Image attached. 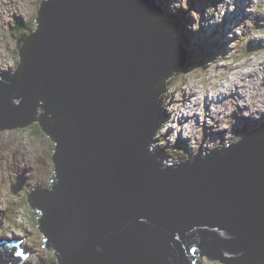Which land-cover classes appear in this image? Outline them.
I'll use <instances>...</instances> for the list:
<instances>
[{"label":"water","instance_id":"1","mask_svg":"<svg viewBox=\"0 0 264 264\" xmlns=\"http://www.w3.org/2000/svg\"><path fill=\"white\" fill-rule=\"evenodd\" d=\"M178 26L155 0H43L16 39L0 130L37 123L54 144L27 201L56 264H264V123L184 161L152 147L187 62ZM12 240L0 264H32Z\"/></svg>","mask_w":264,"mask_h":264},{"label":"rangeland","instance_id":"2","mask_svg":"<svg viewBox=\"0 0 264 264\" xmlns=\"http://www.w3.org/2000/svg\"><path fill=\"white\" fill-rule=\"evenodd\" d=\"M41 1L0 0V71H14L18 67L16 39L32 33ZM238 2L242 9L238 8ZM156 3L163 14L177 20V35L186 48L189 62L167 80L162 100L163 124L154 137V151L170 162L184 161L200 147L212 150L225 146L261 126L264 123V5L259 0H250L251 5L248 0H156ZM229 76L237 86L224 87L226 93L220 104L218 88L228 84ZM191 98L195 100L190 101ZM189 101L200 102L202 110L207 107L204 116L198 117L200 123L189 119L193 127L202 125L194 135L175 123V114L184 113L185 105H181ZM190 104L185 110L189 117ZM53 150V142L35 124L0 130V212L3 213L0 238H23V245L32 252L29 259L32 264H56L53 254L43 248L44 237L36 227L39 214L31 210L27 201L36 186L49 185L53 176ZM198 260L201 264H220L206 258Z\"/></svg>","mask_w":264,"mask_h":264},{"label":"bare ground","instance_id":"3","mask_svg":"<svg viewBox=\"0 0 264 264\" xmlns=\"http://www.w3.org/2000/svg\"><path fill=\"white\" fill-rule=\"evenodd\" d=\"M238 0H235V2H237ZM240 1H242V0H240ZM249 1V3H250V0H248ZM16 1H14V3H15ZM259 3H261V4H263L264 5V0H259ZM14 5V4H13ZM250 5H251V3H250ZM238 8L239 9H242V8H240L239 6H241L240 5V3L238 2ZM232 11H235V10H232ZM232 17L234 18L235 17V15H232ZM238 23V22H237ZM185 48V47H184ZM185 50H186V48H185ZM187 52V51H186ZM188 56V55H187ZM258 65H262V64H258ZM264 66V61H263V65H262V67ZM183 67V66H182ZM255 68H256V66H254ZM245 75V74H244ZM243 75V76H244ZM245 79H247V78H245ZM235 81V80H234ZM234 81H232V80H229V82H228V84L226 85H224V86H222L223 88H222V93L223 94H221L220 93V95L219 96H217V100H218V103H220L221 104V101H223V97H224V95H225V93L226 92H224V87L226 88V89H229L230 87H232V86H237L236 84H233L234 83ZM240 82V81H239ZM243 82H245V80L243 81ZM247 83V82H246ZM240 84V83H239ZM167 84L165 83V86H166ZM231 90V89H230ZM166 91V89L163 91V93ZM196 94V93H195ZM215 96V95H214ZM220 96H222V97H220ZM211 97L214 99V97L211 95ZM195 99H193V98H191L190 99V101H194ZM190 101L187 103L186 102V104L185 103H183L181 106H183V105H185V110L187 109L186 107L188 106V104H190ZM200 103V102H199ZM199 103H196V104H194L193 102H192V104H190V105H192V109H191V113H190V117L189 116H186V119H192V120H194V121H196V122H199L198 121V117L199 116H204V112H205V109L207 108V107H204L203 105V107H204V110H202V107H201V105L199 104ZM219 106V105H218ZM178 110H181L180 109V107L178 108ZM202 111H203V114H202ZM181 111H179V113H180ZM218 112V111H217ZM188 114V113H187ZM219 114V113H218ZM173 122V121H172ZM175 123H176V121H175ZM200 123V122H199ZM202 126V125H201ZM182 129H185V128H182ZM193 131V130H192ZM170 132V131H169ZM186 135H187V132H186ZM187 136H189V135H187ZM190 157L191 156H194V155H189Z\"/></svg>","mask_w":264,"mask_h":264},{"label":"clouds","instance_id":"4","mask_svg":"<svg viewBox=\"0 0 264 264\" xmlns=\"http://www.w3.org/2000/svg\"><path fill=\"white\" fill-rule=\"evenodd\" d=\"M34 28H35V26H34ZM34 28H33V30H34ZM33 32V31H32ZM27 37V36H26ZM23 38H25V37H23ZM180 38V37H179ZM167 83V82H166ZM167 91V90H166ZM166 91L164 92V93H162L161 94V107H162V100H163V96L165 95V93H166ZM162 111H163V108H162ZM162 117H163V113H162ZM33 124H35L36 125V123H33ZM32 125V124H31ZM162 126V125H161ZM161 126H160V128H161ZM177 127H178V125H177ZM180 127V126H179ZM160 128H159V130H160ZM181 128V127H180ZM194 128V133H192L193 135L194 134H197V133H199V131H200V128L199 127H196V126H194L193 127ZM40 129V128H39ZM159 130L157 131V133L159 132ZM41 131V130H40ZM197 131V132H196ZM248 132V131H247ZM247 132H245V134L247 133ZM157 133H156V135L155 136H157ZM244 134V135H245ZM243 135V136H244ZM154 136V137H155ZM154 141V140H153ZM201 148V147H200ZM199 148V149H200ZM154 149V148H153ZM166 162H168V163H174V162H179V161H174V162H170V161H168L167 160V158L166 157H164L163 158ZM32 210V209H31ZM34 211V210H33ZM36 212V211H35ZM37 213V212H36ZM3 214V213H2ZM1 221V224L3 223V216H2V219L0 220ZM1 224H0V227H1ZM1 231V230H0ZM12 241H20V245L22 244L23 245V242H24V239L23 238H13V240ZM20 249H22L21 247H20ZM22 255H27V254H29L25 259L26 260H28L29 261V259H30V257H31V254H32V252L26 247L25 249H22V253H21ZM207 261H209V260H207ZM214 262H218V261H214ZM220 263V262H219ZM221 264V263H220Z\"/></svg>","mask_w":264,"mask_h":264},{"label":"trees","instance_id":"5","mask_svg":"<svg viewBox=\"0 0 264 264\" xmlns=\"http://www.w3.org/2000/svg\"><path fill=\"white\" fill-rule=\"evenodd\" d=\"M156 1V0H155ZM161 13H162V17H163V19L164 20H166V21H169V22H172V23H176L177 22V20H173V19H170V18H168V15H165V14H163V11L161 10ZM34 26H35V23H34ZM180 40H181V38H180ZM182 41V40H181ZM184 46V45H183ZM185 47V46H184ZM189 57H187V62H186V64H188V62H189ZM166 84H168V83H166ZM36 126H37V128L39 129V126H38V124L36 123Z\"/></svg>","mask_w":264,"mask_h":264}]
</instances>
